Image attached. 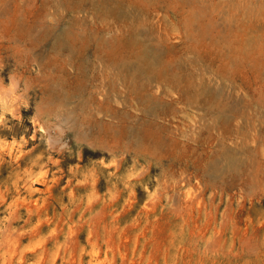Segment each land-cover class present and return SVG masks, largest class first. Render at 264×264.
<instances>
[{
	"label": "rangeland",
	"instance_id": "rangeland-1",
	"mask_svg": "<svg viewBox=\"0 0 264 264\" xmlns=\"http://www.w3.org/2000/svg\"><path fill=\"white\" fill-rule=\"evenodd\" d=\"M0 264H264V0H0Z\"/></svg>",
	"mask_w": 264,
	"mask_h": 264
}]
</instances>
